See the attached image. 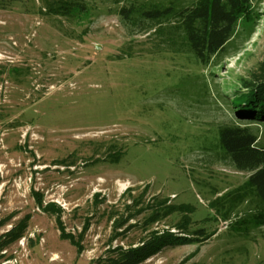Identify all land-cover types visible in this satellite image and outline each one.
Listing matches in <instances>:
<instances>
[{
    "label": "rangeland",
    "instance_id": "1",
    "mask_svg": "<svg viewBox=\"0 0 264 264\" xmlns=\"http://www.w3.org/2000/svg\"><path fill=\"white\" fill-rule=\"evenodd\" d=\"M196 1L84 0L65 18L0 0V252L101 264L170 232L189 244L142 264H264L263 202L219 142L249 124L232 104L264 61V0L206 65L177 15Z\"/></svg>",
    "mask_w": 264,
    "mask_h": 264
},
{
    "label": "trees",
    "instance_id": "2",
    "mask_svg": "<svg viewBox=\"0 0 264 264\" xmlns=\"http://www.w3.org/2000/svg\"><path fill=\"white\" fill-rule=\"evenodd\" d=\"M41 1L47 13L53 16L69 18L87 12L84 0ZM125 11L122 10V13ZM170 14L171 8H153L145 11L144 17L158 21ZM177 15L189 51L206 65L224 50L233 38L238 23L243 18H250L251 0H197L194 5L179 11ZM236 98L232 108H237L235 114L240 121L248 120L249 124L222 127L219 130V142L233 166L238 171L250 174L246 186L257 194L264 205V147L258 145L260 137L251 126L254 122H262L260 124L264 125V61L255 80L246 83L244 90ZM59 223L61 225L60 221ZM21 225L13 228L3 239L9 237L18 240L22 237L26 221ZM63 237L70 236L64 234ZM184 239L186 238L165 232L152 236L136 248L116 249L101 264H142L166 247L189 244Z\"/></svg>",
    "mask_w": 264,
    "mask_h": 264
},
{
    "label": "built area",
    "instance_id": "3",
    "mask_svg": "<svg viewBox=\"0 0 264 264\" xmlns=\"http://www.w3.org/2000/svg\"><path fill=\"white\" fill-rule=\"evenodd\" d=\"M21 247L25 246V239H22L20 241ZM18 257H15L14 255H8L7 251H1L0 252V264H20Z\"/></svg>",
    "mask_w": 264,
    "mask_h": 264
}]
</instances>
